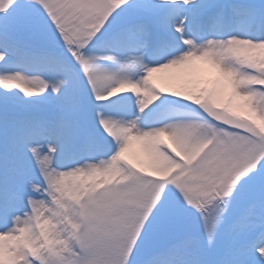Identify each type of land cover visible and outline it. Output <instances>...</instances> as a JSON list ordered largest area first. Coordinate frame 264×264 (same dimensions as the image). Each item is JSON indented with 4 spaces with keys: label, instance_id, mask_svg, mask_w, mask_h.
<instances>
[{
    "label": "snow or ice",
    "instance_id": "6c2138e0",
    "mask_svg": "<svg viewBox=\"0 0 264 264\" xmlns=\"http://www.w3.org/2000/svg\"><path fill=\"white\" fill-rule=\"evenodd\" d=\"M0 264H264V0H0Z\"/></svg>",
    "mask_w": 264,
    "mask_h": 264
},
{
    "label": "rangeland",
    "instance_id": "374dc122",
    "mask_svg": "<svg viewBox=\"0 0 264 264\" xmlns=\"http://www.w3.org/2000/svg\"><path fill=\"white\" fill-rule=\"evenodd\" d=\"M159 74H160V73L154 74V77L157 79V77L159 76ZM163 75H164V74H163ZM209 75H211L210 72H203V73H201V76H202L203 78H207ZM157 80L160 81L159 79H157Z\"/></svg>",
    "mask_w": 264,
    "mask_h": 264
},
{
    "label": "bare ground",
    "instance_id": "6f19581e",
    "mask_svg": "<svg viewBox=\"0 0 264 264\" xmlns=\"http://www.w3.org/2000/svg\"><path fill=\"white\" fill-rule=\"evenodd\" d=\"M163 76V74H159V76L157 77V79L161 80V77Z\"/></svg>",
    "mask_w": 264,
    "mask_h": 264
}]
</instances>
